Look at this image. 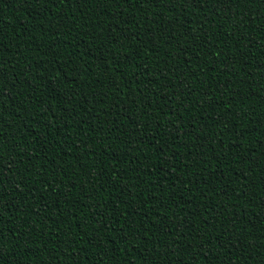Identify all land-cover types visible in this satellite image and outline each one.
<instances>
[{"label":"trees","instance_id":"trees-1","mask_svg":"<svg viewBox=\"0 0 264 264\" xmlns=\"http://www.w3.org/2000/svg\"><path fill=\"white\" fill-rule=\"evenodd\" d=\"M0 264H264V0H0Z\"/></svg>","mask_w":264,"mask_h":264},{"label":"snow or ice","instance_id":"snow-or-ice-1","mask_svg":"<svg viewBox=\"0 0 264 264\" xmlns=\"http://www.w3.org/2000/svg\"><path fill=\"white\" fill-rule=\"evenodd\" d=\"M0 247H2V246H0ZM0 255H2V252H0Z\"/></svg>","mask_w":264,"mask_h":264}]
</instances>
